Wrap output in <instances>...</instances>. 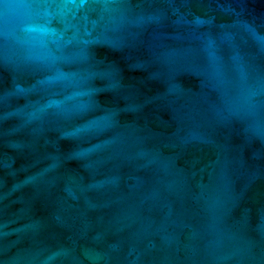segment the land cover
<instances>
[{"label": "water", "instance_id": "water-1", "mask_svg": "<svg viewBox=\"0 0 264 264\" xmlns=\"http://www.w3.org/2000/svg\"><path fill=\"white\" fill-rule=\"evenodd\" d=\"M0 264H264V0H0Z\"/></svg>", "mask_w": 264, "mask_h": 264}]
</instances>
